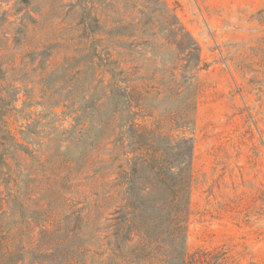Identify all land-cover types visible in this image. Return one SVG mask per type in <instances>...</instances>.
<instances>
[{
	"label": "rangeland",
	"instance_id": "374dc122",
	"mask_svg": "<svg viewBox=\"0 0 264 264\" xmlns=\"http://www.w3.org/2000/svg\"><path fill=\"white\" fill-rule=\"evenodd\" d=\"M141 1L0 0V118L13 137L12 146L1 140L0 122V213L17 221L8 245L39 260H55L46 254L73 243L83 253L88 214L101 228L128 197L118 163L104 168L109 145L89 140L88 119L74 121L79 97L101 92L102 31L123 18L137 24L138 37L110 39L111 54L134 79L137 99L160 77L154 61L165 58L154 59L151 46L169 44L167 25L177 23L199 47L188 252L219 254L218 264H264V0ZM84 6L100 19L95 40ZM134 110L139 126L181 132L174 112Z\"/></svg>",
	"mask_w": 264,
	"mask_h": 264
},
{
	"label": "trees",
	"instance_id": "16d2710c",
	"mask_svg": "<svg viewBox=\"0 0 264 264\" xmlns=\"http://www.w3.org/2000/svg\"><path fill=\"white\" fill-rule=\"evenodd\" d=\"M79 1L83 4L85 0ZM141 3L148 8L164 4L159 0H142ZM82 20L88 35L95 40L100 30V19L92 16L91 9L84 6ZM113 23L114 26L102 31L108 38L99 65L101 92L97 96L91 93L88 98L85 95L79 97L80 114L74 117V121L77 125L88 119L89 140L94 142L101 137L104 144L109 145L104 168L110 169L118 163L117 168L123 178L119 185H126L128 197L110 213L112 217L105 218L101 228H95L96 218L88 214L87 248L80 253L73 243L46 254L56 261L36 259L20 244L8 245V241L13 240L11 228L17 221H2V216L7 213H0V264L219 263V254L201 249L189 253L186 246L195 143L193 113L199 91L196 75L199 47L177 23L167 25L169 44L162 50L151 46L154 59L165 58L154 61L160 68L156 70L160 77H151L150 81H156L147 86L141 99H137L130 85L134 79L126 69L119 67L118 60L112 58L110 47L112 38H137V24L130 26L123 18H117ZM149 37L156 38V32L151 31ZM124 44L121 42V47ZM171 45L175 47L172 49ZM186 50L188 53L181 58L180 54ZM90 55L95 56L94 46ZM184 60L186 63L179 68L178 63ZM136 108H145L149 112H174L175 128L181 132L176 137L163 136L157 123L153 129L137 125ZM0 122L3 127L1 140L12 146L13 137L5 129V121L0 118ZM126 178L128 182L124 183ZM19 210V218H23L20 224L25 223L28 228L22 205H19ZM100 231L103 236L97 235Z\"/></svg>",
	"mask_w": 264,
	"mask_h": 264
}]
</instances>
